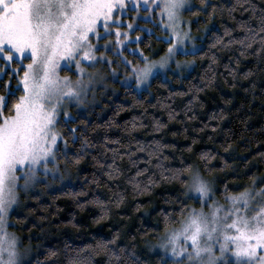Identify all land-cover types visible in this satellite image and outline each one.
I'll use <instances>...</instances> for the list:
<instances>
[{
    "label": "trees",
    "instance_id": "1",
    "mask_svg": "<svg viewBox=\"0 0 264 264\" xmlns=\"http://www.w3.org/2000/svg\"><path fill=\"white\" fill-rule=\"evenodd\" d=\"M212 2L227 6L229 0ZM184 15L201 42V55L179 54L194 62L191 70L167 77L157 75L142 90L121 84L119 79L111 80L113 91L89 111L75 112V120L68 127L75 125L95 147L72 163L75 147L70 144L68 156H58L65 178H56L52 184L44 182L38 192L25 198L23 210L13 216L18 232L36 250L27 264H66L67 257L76 255V249L84 245H92V249L79 254L90 255L92 264H172L161 254L151 253L147 244L179 225L191 206H199L185 193L182 181L189 173L182 172L179 179H173V170L191 165L210 181L222 201L226 188L227 194L237 193L251 184V177L264 176V56H241L237 45L211 47L214 34L223 35L225 25L235 28L236 21L227 11H218L211 18L206 13L199 17L188 12ZM233 15L237 20L241 18L239 10ZM153 16L157 20L156 14ZM243 18H248L247 12ZM138 25L151 27L155 33L149 36L148 31L138 27L136 34L143 38L139 50L153 57L163 54L167 43L159 37L168 33H161L150 20L140 19ZM238 34H242L239 29L233 33ZM131 46L136 48L137 44ZM213 53L216 61L209 71ZM11 84L15 87L16 80ZM169 111L175 112L174 119H169ZM133 118L138 125L135 128ZM157 121L163 124L159 130ZM114 140L120 143H112ZM154 141L165 147L149 161L148 149L139 151L137 142L147 146ZM113 148L121 157L116 163L122 175L108 182L97 160L111 163ZM158 162L163 168L157 166ZM144 167L148 172L137 178L141 185L134 190L127 178ZM149 175L153 177L151 184L147 181ZM94 176L100 178L99 186L93 183ZM114 192H120L123 198L117 202ZM96 197L106 203L97 204ZM113 237L115 242L107 249H95L98 240L111 242ZM50 249L57 252L56 257L49 256ZM111 252L120 256L119 262Z\"/></svg>",
    "mask_w": 264,
    "mask_h": 264
},
{
    "label": "snow or ice",
    "instance_id": "2",
    "mask_svg": "<svg viewBox=\"0 0 264 264\" xmlns=\"http://www.w3.org/2000/svg\"><path fill=\"white\" fill-rule=\"evenodd\" d=\"M132 3L137 9L142 3L144 16L161 33H168L159 37L167 43V51L158 61L149 60L140 51L142 66L123 54L124 50L139 51V44L143 42L137 34L133 38L136 49L127 48L125 43H132L129 30L139 26L133 23L125 26L121 19L128 10V0H0V264H23L18 238L8 231L11 226L8 218L15 211L13 206L17 201V181L22 179V186L27 188L40 170L45 175L50 171L55 174L58 156L67 157L72 150L70 144L75 147L72 163L79 162L89 148L95 147L75 125L68 127L75 120L68 109L73 104L83 103V96L96 77L103 79L102 74L92 71L98 64H107L110 68L113 63L123 64L126 75L121 79L127 82L134 78L140 87L146 85L149 78H158L159 70L177 54L201 55V49L194 44L191 49L186 47V42L196 37L191 27L183 26L191 23L183 19L184 12L197 17L206 13L211 18L218 11H227L229 18L236 21L235 28L225 25L223 35L214 34L215 42L211 47L237 45L241 56H264V0L259 4L256 0H235L234 3L229 0L227 6L217 5L212 0H199L198 4L195 0H132ZM156 10H159V20L152 15ZM238 10L241 12L239 20L233 15ZM245 12L247 19L243 18ZM237 29L242 34L233 35ZM147 31L149 36L155 34L152 29ZM101 48L105 51H100ZM109 52L117 59H112ZM61 61L65 66L75 65V79L60 76ZM215 61L213 53L209 57V71ZM175 62L179 67L180 62ZM117 74L118 69L111 68L110 75ZM250 74L245 73L246 76ZM4 76L8 79L4 80ZM13 79L15 87L11 84ZM175 115L174 111H169V119H174ZM134 121L135 118L133 128L138 126ZM161 127L163 124L157 121L156 129ZM104 139L107 141L108 137ZM145 147L151 161V157L165 146L159 141L147 146L137 142L139 151H144ZM110 151L113 153L111 163L101 164L97 160V164L106 180L115 182L122 175L116 163L121 157L117 149ZM128 155L131 157L132 153ZM135 163L132 161L133 166ZM157 166L163 168L162 162ZM145 172H148L147 167L127 178L134 190L140 188L141 181L137 178ZM182 172L189 173L182 181L186 195L200 202L201 208H190V214L180 221L178 228L170 230L166 244L162 245L170 250L172 257L179 258L174 264H264V176L251 177V184L237 193L227 194L226 188V204H221L212 199L211 184L198 171L192 170L191 165L173 170L170 178L179 179ZM60 178L63 179V174ZM147 181L153 183V177L149 175ZM93 183L99 186L100 178L94 176ZM113 195L117 202L123 198L120 192ZM95 202L101 206L106 203L99 197ZM115 239L113 237L111 242L98 240L95 249H107ZM180 240L183 243L178 246ZM84 249H92V245L77 248V254L67 257L66 264H92L90 255L79 254ZM56 255L55 250H49V256ZM111 256L120 261L117 253L111 252Z\"/></svg>",
    "mask_w": 264,
    "mask_h": 264
},
{
    "label": "rangeland",
    "instance_id": "3",
    "mask_svg": "<svg viewBox=\"0 0 264 264\" xmlns=\"http://www.w3.org/2000/svg\"><path fill=\"white\" fill-rule=\"evenodd\" d=\"M144 8H145V6L141 3L140 6H139V9H137L136 4L132 3V0H128V10H127L126 14H122L121 15V19L124 22V25L126 26L128 23H133L134 25H138L140 19L143 20V21H147L148 19L144 16ZM155 14L157 16V20H159L161 18L160 15H159V10H156V12L152 13V15H155ZM123 18H125V19H123ZM183 19L187 20V18L185 17L184 13H183ZM139 26H141L143 28L142 25H139ZM183 26L184 27H190V25H183ZM138 27H135L134 30H129V38L132 40V43H128L126 41L125 43L127 45V48H130V49H136L137 48V47L135 48V47H133L131 45L135 43L133 38L137 35L136 31H137ZM143 29H145L147 31L148 29H151V27L149 28L147 26H144ZM191 33H192V31H191ZM192 35L194 37H196V39H194L193 41L186 42V47L188 49H191L193 44H194L197 48H199L200 45H201V42L198 41L199 37L197 35L193 34V33H192ZM102 43H103V41H101V44ZM100 51H105V49L101 48ZM166 51L163 54H160L157 57H153V56L147 55V54H143V55L147 56L149 58V60L158 61L160 59V57L163 56L166 53ZM135 53H136L137 56H139L136 59H141L140 50L135 52ZM135 53L129 52V54H128L126 52V50H124L123 54H124V56L127 57L128 60L133 61L134 64H139V65L142 66L144 61L142 59H141L142 62L136 61V59L134 58L135 57ZM181 53H183V52H181ZM179 54H177L173 58V60H171L169 62V64L165 68L160 69L157 75H160L162 77H167L169 74H172V73L173 74L174 73L181 74L183 72H187V71L191 70L193 68L194 62L191 63V64H186L185 63L186 61H192V60L187 59L185 57H180ZM108 55L110 57H112V59H114V60L117 59V57L114 54H112L111 52H109ZM175 61H179L180 62L179 67L177 66ZM27 62L28 61H25V63H27ZM60 63H61V68L59 70L60 76H62V77L63 76H70L73 79H75V65L73 64L71 66H65L63 61H61ZM111 68H117L118 69L117 76L113 77V76L110 75ZM111 68L107 64H98L96 66V69L92 70V71H97L100 74H102L103 75V79H100L99 77H96V79L94 80L93 84L90 86V90L86 93V95L83 96V103L80 104L79 106H76L75 104H73V105H71L69 107L68 110L73 114V116L75 115V112H81L82 113V112H85V111H89L97 103H99L102 99H104L110 93V91H113L112 90V86H111V82H110L111 80L112 81H114V80L117 81V79H119L118 81L121 84L132 85L136 89L142 90V89H144V88H146L148 86L149 82L152 79V78H149V81L147 82L146 85H141L140 87H137L134 78L128 79L127 82H125L124 80L121 79L122 77H125V75H126L124 73L125 69H123V68H125V66L123 64L113 63L111 65ZM121 72L123 74V75L121 74L122 76L119 75ZM165 73H166V75H165ZM85 79H87V77H85ZM61 119H63V116H61ZM49 168H51V165H49ZM57 168H58V171L55 174L50 171L47 175L44 174L43 170H40L37 173L35 180L32 183H30V185L27 188H24L22 186L24 184V181L22 179L17 181V185H18L17 189H16L17 201H16V204L13 206L15 211H13L11 213V215L9 216V218H8L9 219V224L11 225L8 228V231L10 233H14L15 236L18 238V251L20 253V256H21L23 264H27L34 257V254H35L36 250L32 246V244L26 242L24 240V237L21 235V233L18 232V230L16 229V222H15L13 216L16 215L17 213H20L23 210V207H24V205L26 203V199L25 198H27L32 193L38 192L39 189H40V186L44 182L48 183V184H52V181L54 179H56V178H59L61 180V178H60L61 174H63V178H65V173H63V171L59 167V162L57 164ZM201 177L210 183V181L207 180L204 176L201 175ZM211 186H212V189H213L212 199L215 200V201H218L221 204H226L225 200L222 201L216 196L215 189H214L212 184H211ZM191 207L199 210L201 208V204L199 202V206H191ZM204 210L207 211V208H205ZM189 214L190 213L188 212L186 214V216L189 215ZM179 226H180V223H179V225L174 226V227L168 229L163 234L159 235L156 239L152 240V242H149L147 244V249L151 253H159V254H161L164 259H170L173 262L172 264H174V262L176 260H178L179 258L172 257L170 250H168L166 247H162V245L166 244V240L168 238L170 230L178 228ZM182 243H183L182 240L178 241V246L180 244H182ZM185 264H187V262H185Z\"/></svg>",
    "mask_w": 264,
    "mask_h": 264
}]
</instances>
